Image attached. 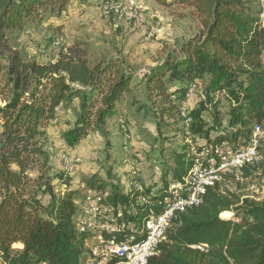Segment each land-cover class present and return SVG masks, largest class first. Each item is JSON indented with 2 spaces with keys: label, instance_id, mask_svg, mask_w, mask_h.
<instances>
[{
  "label": "trees",
  "instance_id": "16d2710c",
  "mask_svg": "<svg viewBox=\"0 0 264 264\" xmlns=\"http://www.w3.org/2000/svg\"><path fill=\"white\" fill-rule=\"evenodd\" d=\"M174 3L192 10L201 30L144 75L147 114L160 136L178 132L185 143L199 149L223 144L235 150L247 147L254 128L264 123L260 0ZM70 6L71 0H0L2 264L81 263L84 250L74 222L78 195L69 189L70 178L53 172L44 147L47 130L64 108L75 112L72 128L63 135L68 147H76L91 133L107 136L108 125L122 117L121 104L134 90L135 75L126 60H92L84 43L67 48L51 64L27 61L14 49L13 35L42 24L46 17L60 20ZM193 84L199 89L204 85L202 100L184 118ZM220 98L228 102L226 127ZM180 149L172 152L171 166L164 167L159 183L146 184L142 195L151 196L157 188V193L163 192L169 177L179 182L188 176L190 146ZM256 170L245 169L244 179L248 181ZM82 182L99 193L110 192L106 204L111 206L135 204L140 195L131 199L114 181L106 182L99 175ZM234 182V177L225 178L207 191L201 206L180 214L160 254L149 264H264V202L224 192L225 185ZM151 208L139 206L137 218L146 219ZM231 213L234 219L221 218ZM194 246L209 249L203 253Z\"/></svg>",
  "mask_w": 264,
  "mask_h": 264
},
{
  "label": "rangeland",
  "instance_id": "374dc122",
  "mask_svg": "<svg viewBox=\"0 0 264 264\" xmlns=\"http://www.w3.org/2000/svg\"><path fill=\"white\" fill-rule=\"evenodd\" d=\"M137 1L151 10L143 11V21L138 25L103 15L105 5L120 3L121 0H89L85 5L80 0H71L68 13L60 20L46 17L42 24L28 26L12 36L14 49L27 61L51 64L67 48L84 43L92 60L118 57L126 60L133 70L134 90L121 104L122 117L108 125L107 136L91 133L76 147H68L63 135L72 128L75 112L64 108L58 110L56 120L47 130L44 147L53 172L64 174L60 154L73 157L76 171L71 180L75 185L94 175H99L106 182L114 181L123 191L129 190L134 179L141 180L145 185L159 183L164 167L171 166L172 152H180V148L189 146L181 133L158 134L155 120L147 114L149 105L142 81L151 67L164 60L168 53L176 52L182 43L201 30L200 21L192 10L176 5L175 0H165V4L155 0ZM146 13H149V19ZM152 13L157 17L151 18ZM150 33L153 37L148 39ZM200 89H204L203 84ZM201 100L202 93L195 97L192 105L187 100L185 112L197 107ZM220 100L226 127L228 102L225 98ZM139 107L144 109L139 111ZM255 167L258 170L248 181L227 183L224 192H236L259 202L264 197L263 151ZM256 190L259 192L256 193ZM231 214L229 218L222 214L221 218L232 220L235 214Z\"/></svg>",
  "mask_w": 264,
  "mask_h": 264
},
{
  "label": "built area",
  "instance_id": "2783aa9c",
  "mask_svg": "<svg viewBox=\"0 0 264 264\" xmlns=\"http://www.w3.org/2000/svg\"><path fill=\"white\" fill-rule=\"evenodd\" d=\"M260 5L264 27V0H260ZM143 11L147 9L137 0L108 3L102 9L106 17L115 16L118 20L135 22L136 25L142 22ZM156 17L155 13L151 14V18ZM152 37L153 34L150 33L148 39ZM200 92L199 86L193 84L187 99L193 101ZM182 116L186 118L185 110ZM189 123L190 120L187 124ZM189 146L192 168L188 176L179 182L168 180L167 187H161L163 192L157 193V188L147 197L142 195L145 184L134 179L129 190L124 192L131 199H134L136 193H140L135 204L107 205L110 192L99 193L89 189L84 182L75 185V182L70 181L69 189L76 191L78 195L74 222L84 250V258L80 264H149L151 258L160 254V247L167 242L169 231L179 215L201 206L209 189L227 177H234L240 182L246 181L244 170L255 167L261 159L264 123L254 128L249 145L238 150L228 144L205 145L201 149L191 143ZM59 160L65 178L71 179L76 171L75 159L67 154H60ZM259 202H264V197ZM139 206L153 207L142 221L137 218ZM193 249L206 253L209 248L194 246Z\"/></svg>",
  "mask_w": 264,
  "mask_h": 264
},
{
  "label": "crops",
  "instance_id": "0c3cea01",
  "mask_svg": "<svg viewBox=\"0 0 264 264\" xmlns=\"http://www.w3.org/2000/svg\"><path fill=\"white\" fill-rule=\"evenodd\" d=\"M146 9H147V8H146ZM147 10H149V9H147ZM149 11H151V10H149ZM146 14H148V17H147V18L149 19V13H146ZM142 16H143V13H142ZM150 17H151V15H150ZM144 20H145V18H144ZM142 21H143V17H142ZM190 103H191V105H192L193 102L191 101Z\"/></svg>",
  "mask_w": 264,
  "mask_h": 264
}]
</instances>
